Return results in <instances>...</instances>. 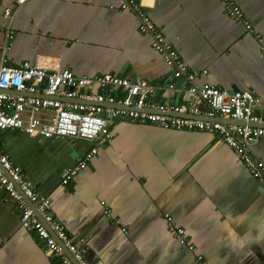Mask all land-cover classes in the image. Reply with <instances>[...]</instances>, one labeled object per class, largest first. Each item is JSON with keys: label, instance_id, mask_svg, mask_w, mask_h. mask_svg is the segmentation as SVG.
<instances>
[{"label": "crops", "instance_id": "obj_1", "mask_svg": "<svg viewBox=\"0 0 264 264\" xmlns=\"http://www.w3.org/2000/svg\"><path fill=\"white\" fill-rule=\"evenodd\" d=\"M232 1L251 29L225 14L224 0H156L147 9L198 74L199 85L264 95V0ZM1 2L0 44L5 11L15 8V0ZM9 24L15 31L9 59L15 65L52 57L78 76L112 73L158 85L172 78L151 35L140 31L122 0H28L15 8ZM159 100L193 104L187 92ZM111 128L113 142L101 146L68 184L62 182L64 170L77 164L88 143L33 137L18 129L0 135L4 152L40 194L50 197L54 215L67 221L71 240L91 247L87 259L94 264H264V190L229 145L212 133L125 116ZM254 153L264 161V138ZM165 213L186 230L195 250L180 245ZM0 264H60L44 241L22 227L16 201L1 188Z\"/></svg>", "mask_w": 264, "mask_h": 264}, {"label": "built area", "instance_id": "obj_2", "mask_svg": "<svg viewBox=\"0 0 264 264\" xmlns=\"http://www.w3.org/2000/svg\"><path fill=\"white\" fill-rule=\"evenodd\" d=\"M26 2L28 0H15V8ZM155 2L122 0V9L130 10L132 17L137 18L140 31L151 35L152 47L163 56L172 78L161 85L112 73L78 76L71 69H64L61 59L52 57H47L43 63L12 64L9 51L14 44L15 31L9 23L15 17V8H7L4 14L7 29L0 44V135L18 129L33 137H69L88 143L77 164L64 170L62 182L68 184L98 156L101 146L113 142L111 126L122 116L177 130L212 133L240 156L250 175L264 190V161L254 153L255 145L264 138V95L254 90L199 85L198 74L190 71L179 50L167 41L148 15L147 8L153 7ZM224 3L226 15L244 20L246 27L252 28L240 5L232 0H224ZM258 37L263 41L260 35ZM182 79L185 86L178 84ZM115 90L121 92V96H116ZM171 92H187L193 104L159 100ZM0 188L16 201L22 227L44 241L60 264H94L86 257L91 247L79 246L71 240L67 221L52 212L50 197L37 191L1 146ZM164 217L180 245L195 250L186 230L177 225L174 217L169 213Z\"/></svg>", "mask_w": 264, "mask_h": 264}, {"label": "rangeland", "instance_id": "obj_3", "mask_svg": "<svg viewBox=\"0 0 264 264\" xmlns=\"http://www.w3.org/2000/svg\"><path fill=\"white\" fill-rule=\"evenodd\" d=\"M171 129H173V128H171ZM175 130V129H174ZM171 141H172V143H174V141H173V139L171 138Z\"/></svg>", "mask_w": 264, "mask_h": 264}, {"label": "water", "instance_id": "obj_4", "mask_svg": "<svg viewBox=\"0 0 264 264\" xmlns=\"http://www.w3.org/2000/svg\"><path fill=\"white\" fill-rule=\"evenodd\" d=\"M183 82V79L181 80ZM182 84V83H181ZM67 251V250H66ZM68 254L70 255V253L68 252Z\"/></svg>", "mask_w": 264, "mask_h": 264}, {"label": "trees", "instance_id": "obj_5", "mask_svg": "<svg viewBox=\"0 0 264 264\" xmlns=\"http://www.w3.org/2000/svg\"><path fill=\"white\" fill-rule=\"evenodd\" d=\"M1 146V145H0ZM4 151V150H3Z\"/></svg>", "mask_w": 264, "mask_h": 264}]
</instances>
